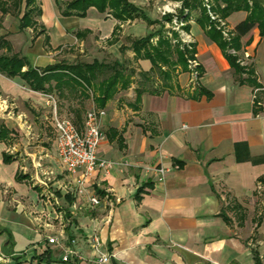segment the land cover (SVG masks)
Masks as SVG:
<instances>
[{
    "label": "crops",
    "instance_id": "0c3cea01",
    "mask_svg": "<svg viewBox=\"0 0 264 264\" xmlns=\"http://www.w3.org/2000/svg\"><path fill=\"white\" fill-rule=\"evenodd\" d=\"M70 1L38 0L37 30H20V16L0 11V37L27 60L24 71L62 63H120L128 75V69L135 71L136 81L148 75L152 88L138 96L143 89L133 83L103 108L99 158L113 166L71 174L60 160L56 169L46 150L31 151L25 137L30 125L10 115L17 101L36 108L42 93L0 72V126L11 131V139L0 142V264H98L101 256H106L103 264H258L257 259L264 264V37L259 27L241 36L240 50L229 51L252 71L251 82L241 83L226 52L208 35L210 27L198 21L200 12L187 9L178 16L182 1L129 0L143 16L127 21L96 7L85 17L64 16ZM249 1L264 7V0ZM208 4L211 11L214 1ZM169 15L172 23L165 20ZM248 16L235 12L220 20L219 30L231 40ZM162 28L171 39V28L177 30L182 47L195 49L189 69L178 66L169 81L135 50L137 41ZM29 30L34 33L30 46ZM52 52L64 55L55 58ZM81 100L70 119L81 111L83 124L96 104L83 106L87 102ZM92 198L101 204L93 206ZM50 238L59 244H50ZM70 248L76 256L65 262Z\"/></svg>",
    "mask_w": 264,
    "mask_h": 264
},
{
    "label": "trees",
    "instance_id": "16d2710c",
    "mask_svg": "<svg viewBox=\"0 0 264 264\" xmlns=\"http://www.w3.org/2000/svg\"><path fill=\"white\" fill-rule=\"evenodd\" d=\"M178 1L183 2V8L178 16L183 17L187 9L199 11L198 21L205 28L210 27L208 35L226 52L241 83L251 82L252 71L242 67L238 62L239 58L230 54L229 51L233 49L236 51L240 50L241 36L254 26L259 27L261 36L264 37V7L256 1H252L251 4L249 0H213L214 6H212V10L223 18H228L235 12H249L245 23L238 27V36L227 42L222 37L221 31L214 29V22L210 19L208 11L201 0ZM222 5L225 7H222ZM91 7H96L102 13L111 10L114 16L121 21L143 16L140 9L132 5L129 0H71L66 7H62V11L64 16L85 17ZM0 11L4 15L14 14L20 16V30L22 31L28 28L37 30L39 26L38 19L42 15L38 0H0ZM165 20L168 23H172L174 17L169 15L165 17ZM173 36L177 40L175 45L173 39L169 38L162 28L135 43V50L138 56L151 60L156 68L155 70L165 81L171 79V72L176 71L178 66L188 70L189 61L193 60L195 55L193 47L192 50H189L186 46L182 47L177 33L173 32ZM156 37L159 39L154 44L152 40ZM5 49L7 52L0 55V72L10 79L17 77L23 79L31 90L42 94L57 93L61 98H64L67 91L80 90L82 95L92 91L95 95L96 107L103 109L110 101L117 86H120L122 90H126L131 84L127 68L120 63L111 64L114 65L113 69H111L114 77L104 78L99 81L98 75L104 74L102 71V68L106 66L104 64L95 62L93 64L78 63L68 65L62 63L40 71L33 70L30 67L27 71H24V68L29 66L27 60L13 54L10 43L0 37V52ZM164 67H167L168 71H164ZM110 68L108 66L106 70ZM244 74L247 75V79H243ZM144 76L148 78V75L144 74ZM143 91H138V96ZM74 115L76 118L73 121L78 127L82 128L81 111H76ZM10 139L11 131L4 126H0V142H7ZM5 158L6 162H11V157L6 156ZM257 262L261 264L258 259Z\"/></svg>",
    "mask_w": 264,
    "mask_h": 264
},
{
    "label": "rangeland",
    "instance_id": "374dc122",
    "mask_svg": "<svg viewBox=\"0 0 264 264\" xmlns=\"http://www.w3.org/2000/svg\"><path fill=\"white\" fill-rule=\"evenodd\" d=\"M203 2V5L205 7V9L208 11L209 17L210 19L214 22V29H216L217 31L219 30V27L221 25L220 20H223V17H221L219 14H217L214 10L207 8L206 6V0H201ZM212 1V0H211ZM211 5V4H210ZM213 5V4H212ZM211 5V6H212ZM49 7V6H48ZM212 13L213 17H215V20L211 17L210 13ZM172 32L177 33V30H173ZM220 31V30H219ZM228 35H230L228 33ZM34 37V33L32 32V30H29L28 34H26L25 38L27 40L26 45H31V39ZM185 37V36H184ZM222 37L224 38L225 41L229 42L230 38H232V36H225L224 34H222ZM173 39V43L174 45L177 43L176 37L172 36ZM187 39V38H185ZM20 40L23 41V37L21 38L20 36ZM188 40V39H187ZM20 41V42H21ZM21 45V44H20ZM186 48H188L189 50H192L190 45H187ZM231 51V50H230ZM69 54V53H67ZM77 53L74 52L72 53L73 56H77ZM233 56H236L234 52L231 53ZM51 55H55V58H60L64 55V52L62 53H58L55 54L54 52H52ZM50 55V56H51ZM79 55V54H78ZM80 56V55H79ZM238 57V56H236ZM70 59H74V58H70ZM110 66L111 68L109 70H106L107 67ZM106 65L105 67L102 68V71L104 74H100L98 75V79L99 81H102V79L104 78H110V77H114V73L112 72L111 69H113L114 65ZM130 70V74L128 75V77L130 78V82L131 84L129 85V87L126 90H129L132 87L133 83H138L139 88L140 89H149L152 88V84L151 79L144 75L141 76V79H139V81H136L133 79V77L135 76V71H133L132 69H128ZM157 76H160L158 72H156ZM127 77V76H126ZM121 87L117 86L116 89L114 90L112 97L110 100H113L119 93ZM57 98V104H58V116L59 117H71L72 111L73 109H76L78 106V104L80 105V107L82 106V104L78 103V98L82 99L81 102L84 103V101H86L87 103H85L86 106L87 104H89V102H95V95L92 91H88V93L82 95L81 91H67L65 92V97L61 98L58 94L55 95ZM6 98V97H4ZM41 101L38 102L36 108L31 109L29 107H24L23 106V102L22 101H17L16 103V107H14L13 109H11L10 111V115H12L15 119L19 118L24 122H27L30 125V131L31 134L25 136L27 139V142L29 141V144L27 145L28 148L31 149V151L33 152H40L43 153L44 150H46L43 154L46 153H50L51 155V159L53 160L54 163V167H56V169H61V164L59 162V157L57 154V147L56 145L54 146V141L56 139V133H55V129L53 127L54 125V109L51 106L47 105V101L45 99L44 96H41ZM7 101L9 103H13V101L11 99L7 98ZM89 101V102H88ZM1 105H3V99H0V107ZM88 106V105H87ZM75 107V108H73ZM7 114V113H5ZM19 120V121H21ZM2 122V120L0 119V123ZM16 123V121H14ZM21 138L22 136H20L19 133V137L17 139H15V141H17V150H18V155H20V144H21ZM26 148V146H24ZM43 151V152H42ZM38 153L37 157H41L42 154ZM30 164L33 165L32 163V159L30 160ZM43 167L47 168V164H44L43 162ZM53 167V166H51ZM32 172H35L34 168H31ZM41 178H45L46 176H44L43 174H40ZM53 183V182H52Z\"/></svg>",
    "mask_w": 264,
    "mask_h": 264
},
{
    "label": "built area",
    "instance_id": "2783aa9c",
    "mask_svg": "<svg viewBox=\"0 0 264 264\" xmlns=\"http://www.w3.org/2000/svg\"><path fill=\"white\" fill-rule=\"evenodd\" d=\"M209 1L206 0L207 8H210ZM211 17L215 20L212 13ZM47 101V105L54 109V127L57 132V154L62 165L71 174L84 170L87 175H90L98 168H110L113 163L101 161L99 158V149L101 143L105 139L102 131L101 119L106 114L103 109H98L93 106L86 115L82 128L78 127L75 122L67 117L58 116V104L55 94H42ZM160 172L164 174V170ZM83 185L82 181H79ZM91 204L99 206L101 201L98 198H92ZM50 244H59V239L50 238ZM93 246L99 250L101 246L100 240L95 237L92 240ZM75 241H72V245ZM76 256L73 248H70L63 257V261L68 262L72 257ZM106 261V256H101L98 259V264H103Z\"/></svg>",
    "mask_w": 264,
    "mask_h": 264
}]
</instances>
